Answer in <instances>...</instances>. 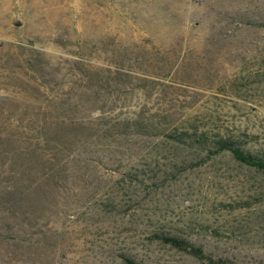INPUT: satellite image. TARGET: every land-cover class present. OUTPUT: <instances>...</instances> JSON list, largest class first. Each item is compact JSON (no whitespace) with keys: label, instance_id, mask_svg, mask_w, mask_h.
<instances>
[{"label":"rangeland","instance_id":"rangeland-1","mask_svg":"<svg viewBox=\"0 0 264 264\" xmlns=\"http://www.w3.org/2000/svg\"><path fill=\"white\" fill-rule=\"evenodd\" d=\"M0 99L121 123L63 193L0 210V264H212L161 236L264 264V176L209 151L264 158V0H0Z\"/></svg>","mask_w":264,"mask_h":264},{"label":"trees","instance_id":"trees-1","mask_svg":"<svg viewBox=\"0 0 264 264\" xmlns=\"http://www.w3.org/2000/svg\"><path fill=\"white\" fill-rule=\"evenodd\" d=\"M31 108L21 109L17 104L0 99V162L9 160L3 170L5 174L1 176L0 171V179L4 181L0 185V210L10 214L23 210V205L32 197L53 199L57 193H63L72 177L86 175L96 167L94 160H103L106 138L121 135V123L104 127L100 122L91 125L79 118V114H87L91 107L60 101ZM132 128L137 131L143 127L139 123ZM165 134L171 140H183L182 135ZM118 140L121 142L120 137ZM199 146L207 147L203 141ZM222 150L230 151L237 161L264 176L263 157L242 150L227 138L217 139L209 149L210 154ZM161 238L165 243L216 264L200 247L172 236ZM124 259L126 264H139L130 257Z\"/></svg>","mask_w":264,"mask_h":264}]
</instances>
